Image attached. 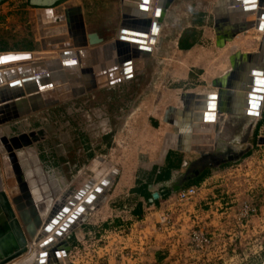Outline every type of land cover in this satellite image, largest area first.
Segmentation results:
<instances>
[{
  "label": "crops",
  "instance_id": "0c3cea01",
  "mask_svg": "<svg viewBox=\"0 0 264 264\" xmlns=\"http://www.w3.org/2000/svg\"><path fill=\"white\" fill-rule=\"evenodd\" d=\"M256 9L253 13L247 14L246 16L239 18V22H240L239 24L240 25L244 24L243 20H245V17L248 18L251 16L252 18L251 27L253 25L255 26V24L259 22V18H257L258 11ZM260 10H264V6L260 7L259 12ZM124 11L125 10H124L123 0H121L119 7H116V4L114 5V10L112 6L111 16L107 15L102 20H97L95 16L92 18V16H90L89 14L87 17L86 16L87 14L84 9L85 24H86V28H88L89 37L87 36L86 38L76 37L75 39L76 42H74V45L75 44L81 46L88 45L90 36L93 34L97 35V38L99 39V43L93 46L90 44L88 45L90 47H87L93 49V54L91 56H88V63L90 64L89 66H91L93 70L92 73L93 79L89 78V80H91L92 82H95L97 80L95 82L98 83L96 86H98L99 84L101 85L99 80L102 78L105 80L104 78L105 75L107 77L116 74L119 75L120 70L124 72L123 71L124 68L129 63V60L125 61L124 63L123 62L121 63L120 59L122 60L125 57L120 53L116 54L115 51V44H119L121 42L119 41L120 32L122 29L125 28L124 23L126 22L125 21L126 19H124L123 17ZM116 12L117 15L115 16ZM128 12L134 13L129 8L126 11V14H129ZM75 16L76 15L74 8L66 9L64 15L62 16H57L54 10L46 9L45 12L43 13L42 19L38 21L43 26L50 25L52 27L53 24L57 23V20L61 17L63 21H61L57 25H54L55 32H53L59 34L62 31H64L63 23L66 22L70 23V25L72 26L71 29L78 30V26L81 28V23L79 21L65 20V18L66 19L69 17L74 18ZM229 33L230 32L222 33L224 39H228ZM248 33H247L248 35L245 33L246 39H249L251 36H253V34H256L258 36L260 35V39L264 36V32L259 31L258 29H256V27L252 28L251 31ZM216 34L218 35L220 34L218 33V30ZM238 36L235 37V42H233L234 44H237L238 42L237 40L240 39L241 35L239 37ZM69 37L64 36V37L55 38L53 37V35H51V37L48 38V41L50 42L57 41L59 45V43L62 40H69L70 39ZM215 44H217V46L214 47L209 45L201 46L200 50L207 55L208 54L211 55V54H215V51L217 49L224 51L223 50L224 48L229 49V47L232 45V44L227 45L224 43L223 46H218V42L217 43L215 42ZM63 45L65 44H60L59 46L62 48ZM194 48L195 47H193L190 50L192 51ZM258 48L259 46H256L255 48L252 47L251 50L253 51H251V54L258 53L259 50ZM67 49H63V50H67ZM42 50H50V49H42ZM76 50L77 49L74 48V52ZM82 51L79 50L78 52L81 54ZM87 51L89 50L86 49L84 53L88 54ZM239 52H241V50H239ZM241 53L247 54V52H241ZM80 56L83 58V55ZM144 57L146 56L140 55L139 57L140 59L137 60V69H138L137 77H141L138 80V82L141 81L139 82L138 86L152 88L154 84L152 83V78L151 79L149 78L151 76H154L155 71L159 70L158 69L159 65L153 63V66H151V68L146 69L145 67L146 61H142ZM233 58L234 57H232V59ZM232 61L229 66L230 68H227L225 71L220 72L221 74L217 73L216 75L211 76L210 81L209 80L207 81V78H208V72H211L212 69L205 70L203 66L200 65L196 66L199 69H204V72L202 73L201 71L200 73L201 75H199V79L197 80L198 84H195L190 80L189 81L190 83L187 85L185 84L176 85L175 82L177 80L176 79L172 80V78H170L169 76V78L172 81H167V82L163 81L162 84L161 83L158 84L159 87L163 86L165 88V92H168L169 94L164 98L162 97L164 93L163 94L158 93V95L145 98L144 91H142L141 95H137L135 97L134 102H128L125 101V99L122 100V103L125 104V108L136 109L135 110L137 114L136 121H137V125L141 129L138 132L139 133L138 137L140 141L139 152L146 153L143 152L146 146L150 145L153 149V145H156V148L159 151V155L157 156V158L154 157V154H152V152H147V154H143V159H140L141 155L136 154L135 158L132 160L129 159V161L128 160L125 161L123 159L124 161L112 162L108 160V155L104 151L105 147L103 144H100L102 142L97 141L96 143H92L91 144L92 148L91 149L87 148L88 150L85 149L84 147L83 149L76 150V148H72L69 145L65 146V144H63V142H65L67 137L64 136L65 134L62 132H59V134H62L63 136L62 143L59 145L60 147H57V149L46 148L44 151L46 153H49L50 151L51 154H53V150H54L56 156L57 155L69 156L70 154V157H72V159H75L76 155L79 154V156L82 155L85 158L80 163H74L73 161L72 163L69 162L61 165L60 168L56 167L54 169L53 168L48 169L46 164L43 163V161H41V158H39V165H35L36 162H34L33 164V161L28 160L27 156L25 155L26 156L25 160L21 165L23 167L27 181L31 189L38 194V195L35 194L36 197L42 201L48 202V213L46 214V216L43 217V223L46 221L52 208L56 204L62 203L63 201L69 202L74 197L73 194H77L80 190H82L86 185H89L90 183H92V187H91L92 190L95 185L94 183L95 179L98 178L97 174H100L99 177H103L104 176L103 172L104 170L107 169V168L105 169L106 166L109 169H111L109 172L116 171V174L111 179L110 186L106 188V190L104 191V198L101 199L99 198V201L96 202L98 200L97 197L96 200L91 202L89 208L87 210H84L86 211L85 215L75 224V226L69 232L66 231L65 235H62L61 239L56 241L55 243L56 247L63 245L64 242L67 241L69 248L68 258L71 261L70 263L79 264L78 260L80 259L82 261L81 264H113V263L115 264L116 261L122 259L125 264H132L138 262L139 260H143V258H145V256L144 257L142 256V252H136L134 250L131 252L123 251L122 248L120 246L118 247V244L114 242L119 239L121 240V243L125 242L126 241L125 233L127 232V230L125 229H128L132 225V223L134 224L137 218L143 216L145 210L148 208L147 202H149L150 199L147 200L146 197L140 192L136 191V189L139 188L141 185H144L149 182L151 183L149 185V191L152 194L154 191L161 190L160 185L162 184V182L157 180L158 177L161 176L164 177L165 175H168L169 171L171 170V178L169 179V181H172L174 178V173L182 168L183 163L185 161H187L190 165L192 162L199 160V158L201 157V152L195 150L197 147L199 146L209 147L208 145L213 144V142L201 143L200 141V137L206 135L204 134L206 132H203V130L199 129L200 126L203 124L199 119V115H201V113L203 112L204 109L203 104L206 101L205 99L200 97H204V95L208 94V92L211 91H218L219 93L220 90H226L228 94L224 95L223 98V102L225 103L223 107H225V109H232V110L236 109L235 108L236 104H243L245 102V100L244 99L242 100L241 97H243L244 94L248 93V91L247 90L245 91L243 88L244 86H247L245 85V83L247 84L248 83L247 80L249 81L250 79L249 71L251 70V63L249 61L246 60L247 63L244 64L242 67H240L241 70H240V74L238 73L239 74L238 79L237 80L231 79L232 81L230 82H233V84L236 86L235 89L232 90L221 89L219 86L215 85L216 81L222 80L228 74H230V72H232L234 67ZM133 62L134 61L131 60L130 64L128 65L134 66V70H136L135 62L134 63ZM248 62L250 64H248ZM183 64L185 63H181L180 61V65ZM101 65H104L105 67ZM169 65L172 64L170 63ZM173 66H175V64H173ZM209 66H211V64H209ZM193 68L194 66H192L191 64L187 74L184 75L186 77L183 76L184 79L188 80L191 77V74L194 73ZM101 74L102 75L105 74V75L102 76ZM110 78H111V82L113 83V79H112L113 77ZM123 79L124 80L122 83H129L131 81L129 80L130 78L126 80L125 76H123ZM146 79L150 81L145 84ZM107 83L108 82H104L102 83V85L104 86ZM118 83L119 82L113 83L112 86ZM186 93L192 95V98L188 99L189 108H187V110L184 109L182 102V96L185 95ZM81 95L82 94L80 95L77 94V97ZM72 99H74V96L64 101H69ZM131 103L135 104L134 107L129 106V104ZM170 107H174L177 109L175 110L176 112L172 115V117L175 120L181 121V124L183 125V130L185 132L183 134L184 138L181 139L179 138L180 128L178 125H174L172 123L165 121L166 111ZM121 110L124 111L125 110L124 107ZM144 113H149L148 122H150V127L147 126L148 122L144 120L145 117ZM219 113L221 114V121H219L217 125L218 137L216 139L215 149L213 151L211 150L212 151L211 154L214 156L213 157L214 159H217L220 162H223L224 160L231 161L230 159L232 160L235 159V154H239L241 151L244 152L247 150V148L244 150V147L239 146L240 144L239 142H241L242 139L247 138L250 134H253L257 131H258V135H260L263 132L264 123L261 122L263 114L262 116H259L257 118H248L245 115L236 114L232 111L229 112L219 111ZM95 118L96 117L94 116V119ZM124 125L125 126L129 125L128 118L126 119ZM87 130L89 131L93 130L92 125L89 126ZM82 132L85 133L84 130H82ZM211 132H213V130ZM95 133L96 132H94V135ZM146 133L148 134L152 133L153 138L151 139L150 142H148L149 138L147 136H144ZM89 135L91 134L89 133ZM89 137L93 138L92 135ZM179 140H181V142H179ZM178 143L179 144L181 143L182 147L189 148V150L184 152L179 151L177 147ZM125 144H127L126 139H125ZM165 149H166V153L164 155V158L162 159L160 155ZM137 153H138V149H137ZM230 154H232V156L229 158ZM98 157H102L103 161H101V164L96 165L94 161ZM230 163L231 162L227 164L222 163L219 167L216 168H207L203 173H205L206 171L207 172L209 171V173L208 176L204 179V181H209V180L214 181L219 186V184L220 185L223 184V182L226 181V179H231V176L229 177L228 175L229 174L227 171L228 169L225 168V165H229ZM112 167L115 170H112ZM157 168L158 170L156 171L155 169ZM66 171H68V173H66ZM69 171L71 173L70 175H69ZM106 172L108 171H105V173ZM169 181L163 183H167ZM19 195H21V191L14 192L12 194L9 193L8 197L12 201L14 198L19 197ZM41 231H39V234H41ZM78 250L80 251L79 253ZM60 260H62V256L60 257ZM147 260H148L147 261L148 264H171L168 252L160 249L151 252Z\"/></svg>",
  "mask_w": 264,
  "mask_h": 264
},
{
  "label": "rangeland",
  "instance_id": "374dc122",
  "mask_svg": "<svg viewBox=\"0 0 264 264\" xmlns=\"http://www.w3.org/2000/svg\"><path fill=\"white\" fill-rule=\"evenodd\" d=\"M49 1L50 0H0V55H33L36 61H43L57 58L58 54L62 51L74 52V48H76L77 50L75 52L79 55V50L85 51L88 49V54L84 53L83 58L80 56L81 54L79 56L83 61V75L85 76V82L91 85V89L88 88L90 91L86 93L81 92L80 94L82 95L79 97L76 96L73 102L67 104H50L46 109L33 111L30 114H26L22 117H13L3 123H0V190H5V192L8 191L10 194L19 192L21 190L17 176H15L13 171V162L10 157L11 151L9 148L13 147L12 150L15 152V155L17 154L16 157L17 159L19 158L18 161H20L21 164L24 162L26 156L28 160L33 161V164L36 162L35 165H39V158H41V161L46 164L48 169H54L56 167L60 168L61 165L69 162L72 163L73 161L74 163H80L85 159L84 156H79V154L76 155V158L74 157L75 159H72L70 154L69 156H56L54 150L53 154H51L50 151L49 153L44 151L46 148L57 149V147H60L59 145L62 143L63 136L62 134H59V132L64 133V136L67 137L63 144H65V146L69 145L72 148H76V150L83 149V147L85 149H91L92 143H96L97 141L102 142L100 144L104 145V151L108 155V160L112 162H120L124 160L129 161V159H134L136 154L141 155L140 159H143V154H147V152H152L154 157L157 158L159 151L157 150L156 145H153V149L150 145L146 146L143 151L146 153L139 152L140 141L138 132L141 129L137 125V114L135 112L136 109L125 108V104L122 103V100L125 99V101L134 102L135 97L137 95H141L142 91H144L145 98L158 95V93H164L162 96L164 98L169 94L168 92H165V88L163 86L159 87L158 84H162L163 81H172L173 79L177 80L175 82L176 85H187L190 83V80L193 83L198 84L197 80L199 79V75H201V71L202 73L204 72V69H212L211 72H208L207 81H210L211 76H214L217 73L219 74L220 72L225 71L227 68H230L229 66L231 64L232 57H235L234 54L238 53L239 50H241V52L251 53V51H253L251 50L252 47L255 48L256 46L260 45V35L258 36L253 34V36H251L249 39L245 38V35L251 31V28L242 32V34L237 33V36L241 35L240 39L237 40V44L233 43L235 42V38L233 41H229V38L224 39L222 33L224 31L231 32L233 24L229 26L231 21H228V19L226 20L228 16L225 17V14L228 13L222 11V6H224L222 2L223 0H173L171 2V6L166 11L161 33L162 42L158 45V47L150 45L147 46L143 44L146 48L151 50L149 52H143V54H140L139 52L132 49V59L136 65V70L134 72V75L136 74L135 77L131 79L129 83H120L114 85V87L111 86L108 89L100 90L96 88V84L94 85L95 82L89 80V78H92L93 73V70L88 63V56L93 54V49L87 48L90 47L88 46L91 44L90 40L88 45L85 47H76L74 42H76V37H89L88 28H86L85 24V12L87 17L89 14L92 16V18L95 16L97 20H102L107 15H112V6L113 10L115 4L116 7H119L121 0H56L53 5L47 6ZM68 8H74L76 16L74 18H65V20L79 21L81 23V28L78 26V30L71 29L72 26L70 23L65 21L67 24L63 23L64 31L59 34L53 33L55 32L54 25H57L63 21L61 17V20L59 18L57 23H54L52 27L50 25L43 26L38 21L42 19L43 13L46 9L54 10L57 16H62ZM117 12L115 16L117 15ZM220 20L221 22L222 20L224 22L221 23ZM217 30L221 35L216 34ZM51 35H53L55 38L64 36L71 37H69V40H62L59 43V45L65 44L66 46L65 48H61L57 41H48V38L51 37ZM181 37L183 39L186 38L190 42H195V45L193 46L195 48L192 51L182 50L179 47V41ZM215 42H218V46H223L224 43L227 45H232L229 47V49L224 48V51L217 49L215 54L211 55H207L200 50L201 46H217ZM116 49L117 48L115 44V51ZM117 54L119 53L117 52ZM140 55L146 56L142 59V61H146V69L151 68L153 63L159 65V70L155 71L154 76L149 78H152V83L154 84L152 88L138 86L139 82H141H138L139 78L141 77H137V60L140 59ZM36 56L37 58H35ZM180 61L181 63L185 64L180 65ZM170 63L172 65H169ZM246 63L244 62V64ZM173 64H175V66H173ZM191 64L194 66V73L191 74V77L188 80L184 79L183 76L187 74ZM209 64H211V66H209ZM199 65L203 66L204 69H199L196 67ZM242 66V64L239 65V67ZM239 74L235 75V80L238 79ZM169 76L172 78V80L169 78ZM149 81L146 79L145 84ZM208 93L216 96L219 95L218 91H211ZM247 94L248 93L241 97L242 100H245V102L249 99ZM216 103H218V101H216ZM134 105V103L129 104L130 107H134ZM123 107L125 109L124 111L121 110ZM262 110L263 108L261 109L260 116L263 114ZM148 114L149 113H144V120L147 122L149 121ZM213 114L214 116L211 122L213 124V127L211 128L213 132H209V134L212 135L213 144L208 145V148H211L212 151L215 149L216 139L218 137L217 125L218 122L221 121V114L219 113V110L216 109ZM94 116L97 118H103L106 116L105 121H103V127L105 131H109V134L107 133L106 136L101 134L100 131L103 127H97ZM246 117L257 118L259 116L248 115ZM127 118L129 125L125 126L124 124ZM1 120L2 118L0 121ZM261 122L264 123V119H261ZM91 125L93 130H87V128ZM147 126L150 127V122L147 123ZM94 127L98 128L97 131H94ZM82 130H84L85 133H83ZM94 132H96L95 135ZM89 133L93 136V138L89 137L91 136ZM146 134L144 136H147L149 138L148 142H150L153 138L152 133ZM22 135H29L31 137V143L28 145L22 144V148L16 149L12 140ZM257 135L258 131L250 134L247 138L242 139L241 142H239V146L244 147V150L246 148H250V151H248V153L250 152V155L247 156L245 154L239 161L231 162L229 165H225V168L228 169L234 165L236 166L238 164H242L246 162L247 159L248 164L250 162L249 160L251 159V169H249V172L251 174V181L253 182L252 184L255 187L254 195H257L258 197L257 202L260 206V213L262 215H260L259 218L256 217L255 222L260 225L259 222L263 220L262 217L264 216V145L258 144L259 135ZM125 139L127 144H125ZM249 145L250 147H248ZM208 148L205 152L211 151L208 150ZM165 153L166 149L162 152L163 155H160L162 159L164 158ZM101 161H103V158L98 157L94 163L99 165L101 164ZM188 168V166H182L180 170L174 173L173 180L167 183H162L160 185V189L165 190L167 188H176L179 186L180 179L184 176ZM105 169L106 170H104V172L102 170L104 176L107 174L105 171L109 172L111 170L107 166ZM66 173H68V171H66ZM70 174L71 173L69 171V175ZM97 175V179L104 178V176L99 177L100 174ZM114 175L115 174L112 173L108 174L109 178L107 177V180H111ZM109 182L111 183V181ZM226 189L233 191L235 190V187L228 186ZM238 190L240 191L241 195H248L242 188H238ZM246 195L245 197H247ZM28 242L30 250L34 247V245L30 243V240H28ZM114 242H116L119 247L121 240L119 239ZM242 251L243 249H241V252ZM78 262L81 264L82 261L79 259ZM243 264H246V262L243 261Z\"/></svg>",
  "mask_w": 264,
  "mask_h": 264
},
{
  "label": "water",
  "instance_id": "95a60500",
  "mask_svg": "<svg viewBox=\"0 0 264 264\" xmlns=\"http://www.w3.org/2000/svg\"><path fill=\"white\" fill-rule=\"evenodd\" d=\"M123 1L125 10L123 17L124 19L128 20H125V28L120 32L119 41L121 42L118 44V46L123 47L129 43H132L133 49L140 54H143V52H149L150 50H148L143 45V43H146L144 38H147L151 35V41H155V38L160 30L159 18L162 14L163 6L161 5V2L163 0H159V3H157V6L153 11V16H149V6H145L147 5V3H149V0H130V2L128 3L126 0ZM131 1H134L135 3L133 4ZM171 1L173 0H169V3H171ZM258 1L259 0H230L232 7L236 6L235 8H232V13H243L246 15L251 14L255 11L256 3ZM55 2L56 0H50L47 3V6L53 5ZM129 3H132L131 7H134L133 10H131L134 12L133 15L126 14ZM259 5L261 7L264 6V0H261V3ZM141 15L149 18L147 22H143L144 24L142 25L138 24L140 25L138 26L135 19H137V17ZM263 19L264 10H260V21L257 24V28L263 30L264 32V21H262ZM243 21H245L243 22L244 24H241L238 29L232 30V33L230 34L231 36L251 26V16L245 18V20ZM90 43L92 46L99 43L97 35L93 34L90 37ZM79 46L81 45L76 44V47ZM63 47H65V45H63ZM81 55H84V51L81 52ZM60 57L61 59H63V65L69 70L78 69V59H69L72 57H76L75 52L61 54ZM249 57L251 58V56ZM250 58L249 61L252 64L251 70L249 72L251 76L249 81H247L248 83H245V85L247 86H244V88L241 87L244 90L248 91L247 95L249 99L246 100V102H242L243 104H236V109H225V107H223L225 105V103L223 102V98L224 95L228 94L226 90H220L218 96L208 93L204 95V97H200L206 100L203 104V112L201 113V115H199V119L203 123L199 129L203 130V132H206L204 133L206 135L200 137L201 143L213 142L212 135H210L209 132L212 131L211 128L213 127V124L211 122L214 116L213 113L217 108L220 112L232 111L236 114L241 115L260 116L261 109L264 103V36L261 42L259 54H254L252 56V59ZM236 60L237 58L234 57L233 61L236 62ZM80 62L82 61L80 60ZM130 62L131 60H129V63ZM240 70L241 68L236 63H234L232 72H230V74H228L222 80L216 81L215 85L219 86L221 89H235L236 86L230 81H232V77L237 75ZM4 74L6 76V80H15L10 82V84L4 85L2 88H0V116L5 111L7 112V114L18 111L19 107L17 106V102L25 101L27 94L30 95L29 97H33V94L37 95L38 88L44 89L49 88L53 85H59V87L57 88V92L60 95V100H67L68 98L72 97V95L70 94L61 95V93H64L68 90L69 85L65 84L63 87H60L62 80L58 78L59 75L53 73L52 70L47 69L43 65L33 67L21 66L15 68L14 70H7L4 72ZM125 74H127V72ZM5 97L7 99L13 98L14 101L3 103L6 102ZM189 98H192V95L188 93L182 96V102L185 110L189 108ZM216 101H218V105ZM175 110L177 109L174 107L168 108L165 115V121L179 126V138L181 139L184 138L183 134L185 132L183 130L181 121L175 120L172 117V115L176 112ZM1 118L3 120L7 118V116H2L0 117V119ZM16 140V138L13 139V143ZM179 142H181V140H179ZM30 143L31 141H26L24 145H28ZM258 144L264 145V137H258ZM181 145V143L177 144L179 151L184 152L189 150V148L182 147ZM14 147L16 149H20L23 147V145L21 143L17 144L16 142V144L14 143ZM207 148L208 147L205 146H199L195 149L201 152V157L199 158V160L194 161L189 165V168L185 172L184 176L180 179V187L185 185L189 181L198 178L207 168H216L219 167L222 163L227 164L229 162L239 161L249 151V148H247L246 151H241L239 154H235V159H230L231 161L224 160L223 162H220L217 159L213 158L214 156L211 154L212 151L205 152ZM9 150L11 151L10 157L13 162V169L20 184L21 195L11 201L7 193L3 190H0V264H12L14 260L27 253L29 249L28 236L29 238H31V240L35 238L36 231L38 229L42 230V238L49 236L52 230H55V233L52 234L53 236L43 241L40 244L39 250H35L30 258L21 261L19 264H46L47 260L51 259V261L60 264V254L64 253L65 255H67V253L69 252V248L67 241L59 247L53 245L55 242V238L61 239L62 235H64L65 232L74 225L76 219L81 216L83 211L89 208L90 203L96 200L97 197H101L102 188L104 189L105 185H100V187L92 190V183L86 185L77 194H73L74 197L69 202L63 201L62 203L56 204L52 208L46 221L43 223V217L48 213V202L42 201L36 197L35 194L37 193L31 189L24 170L21 168L20 163L15 155V152L12 150V148H9ZM208 150L212 149L208 148ZM231 156L232 154H230L229 158ZM170 191V188H167L166 190L161 192L154 191L152 194V200H158L161 196L169 194ZM98 201L99 199L96 202Z\"/></svg>",
  "mask_w": 264,
  "mask_h": 264
},
{
  "label": "built area",
  "instance_id": "2783aa9c",
  "mask_svg": "<svg viewBox=\"0 0 264 264\" xmlns=\"http://www.w3.org/2000/svg\"><path fill=\"white\" fill-rule=\"evenodd\" d=\"M105 119L96 117L97 127H103ZM100 132L109 134L104 127ZM259 137H264V130ZM247 161L229 167L231 179L219 186L209 180L170 188L169 194L158 200L151 197L143 216L125 229L126 241L120 245L123 251L145 256L132 264H148L150 253L159 249L168 252L171 264L264 263V216L258 225L255 219L261 215L260 206L249 172L251 159ZM187 166L185 161L183 167ZM228 186L235 190L226 189ZM238 188L245 190L247 197ZM115 264L125 263L120 259Z\"/></svg>",
  "mask_w": 264,
  "mask_h": 264
},
{
  "label": "bare ground",
  "instance_id": "6f19581e",
  "mask_svg": "<svg viewBox=\"0 0 264 264\" xmlns=\"http://www.w3.org/2000/svg\"><path fill=\"white\" fill-rule=\"evenodd\" d=\"M127 1V3L128 2H130V0H126ZM133 4L135 3L134 1H131ZM172 2V1H171ZM223 2V5L224 6H222V11L223 12H226V13H228V14H225V17L226 16H228L227 18H226V20L228 19V21H231L230 23H229V26L231 25V24H233V27H232V30L233 29H238V27L240 26V22H239V18H241V17H244V16H246V14H243V13H240V14H238V13H232V8H235L236 6H233L232 7V5H231V3H230V0H223L222 1ZM132 3H129V9L130 10H133V8H131V4ZM157 3H159V0H149V3H147V5H145V6H149V13H150V15L149 16H153V11H154V9L156 8V6H157ZM261 3V0H259L257 3H256V10L258 11L257 12V17L259 18V9H260V4ZM171 4L172 3H169V0H163L162 2H161V5L163 6L162 7V14H161V16H160V18H159V24H160V30H159V33H158V35L156 36V38H155V41H151V38H152V36L150 35V36H148L147 38H144V40L146 41V43H143V44H145V45H147V46H157L158 47V45L162 42L161 41V33H162V28H163V21H164V19H165V15H166V11H167V9H169V7L171 6ZM221 6V5H220ZM219 6V7H220ZM227 7H229V8H227ZM216 9H217V7H216ZM129 13V12H128ZM148 13V14H149ZM129 14H131V15H133V13H129ZM223 14V13H222ZM224 15V14H223ZM232 15V16H231ZM254 15V14H253ZM256 15V14H255ZM216 16H217V13H216ZM253 17V16H252ZM148 18L149 17H145V16H143V15H141V16H139V17H137V19H135V21L137 22V25L138 24H140V25H142V24H144L143 22H147V20H148ZM246 18V17H245ZM252 19V18H251ZM128 20V19H127ZM126 20V21H127ZM216 20H217V18H216ZM260 21V20H259ZM262 21H264V19L262 20ZM220 22H221V20H220ZM224 21L222 20V22L221 23H223ZM245 22V21H244ZM258 22V21H257ZM257 24L258 23H256L255 24V26L253 25L252 27L250 26L249 28H254V27H256V29H258L257 28ZM140 25H138V26H140ZM249 28H246V29H244L243 31H239V32H237L238 34L239 33H241L242 34V32H244L245 30H247V29H249ZM232 30H231V32L228 34L229 35V41H233V39L237 36V33L235 34L236 36H231L230 34L232 33ZM259 31H262L263 32V30H261V29H258ZM225 32V31H224ZM226 33V32H225ZM262 40H263V37L260 39V45H259V50H258V53H254V54H259V52H260V47H261V42H262ZM122 44V43H121ZM116 54H117V52L118 53H120V54H122L125 58L124 59H120V61H121V63L123 62H125V61H127V60H133L132 59V53H133V47H132V43L130 44H127L126 46H123V47H119L118 46V44H116ZM148 50H150L149 48H147ZM132 50V51H131ZM151 51V50H150ZM69 52H73V51H62V52H60L59 54H58V57L57 58H54V59H47V60H43V61H36L35 59H34V57H33V55L31 56V55H22V54H8V55H0V88H2L4 85H7V84H10V82H12V81H14V80H12V81H9V80H6V76H5V74H4V72L5 71H7V70H14L15 68H18V67H21V66H31V67H33V66H40V65H43L44 67H46L47 69H49V70H52L53 71V73H56L57 75H59V79H61L62 80V83L60 84V87H63L65 84H68L69 86H68V90L66 91V92H64V93H61V95H65V94H70V95H72V96H74V99H72V100H69V101H64V100H60L59 99V94H58V92H57V88L59 87V85H57V86H51V87H49V88H44V89H40V88H38L37 90H38V94L36 95V94H33V97H29L30 95H28L27 94V96H26V100L25 101H19V102H17V106L19 107L18 108V111H16V112H11L10 114H7V112L5 111L0 117H2V116H7V118H5V119H3V120H1L0 121V123H3V122H5V121H7V120H9L10 118H13V117H22V116H25L26 114H30L31 112H33V111H40V110H43V109H46V108H48L49 106L48 105H50V104H67V103H70V102H73V100H75V98H76V96H77V94H80L81 92L82 93H86V92H89L90 90H88V86H89V89H91V85H89L87 82H85V76L83 75V63L82 62H80V56L76 53V57H72V58H69L70 60H75V58L76 59H78V62H79V67H78V69H75V70H69L67 67H65L64 65H63V59H61V57H60V55L61 54H66V53H69ZM121 52H123V53H121ZM12 53H14V52H12ZM254 54H251V53H247V54H242L241 52H238V53H236V54H234L235 55V57L237 58V60H236V62L235 61H232V63L234 64V63H236L238 66L239 65H244V62L246 63L247 61H249V56H251V58L250 59H252V56L254 55ZM122 57V56H121ZM35 58H37V56L35 57ZM94 58V57H93ZM43 59V58H42ZM233 60V59H232ZM247 60V61H246ZM35 61V62H34ZM82 61V60H81ZM94 61V60H93ZM118 62V61H117ZM250 62V61H249ZM248 62V64H250ZM96 63V62H95ZM99 64V63H98ZM130 64V63H129ZM252 64V63H251ZM105 65V64H104ZM104 65H101V66H104ZM111 66V65H110ZM105 67V66H104ZM247 67H249V66H247ZM247 69V68H246ZM250 70V69H249ZM124 72H122L121 70L119 71V75L118 74H116V75H112V76H106L105 74H103V75H105V80L102 78V79H100L99 81H100V83H101V85L99 84L98 86H96L98 83H94V85L96 86V88H100V89H104V88H106V89H108V88H110L111 86H112V84L113 83H117V82H119V83H122L123 82V76H125V79L127 80L128 78H130L129 80H131V79H133L134 77H135V75L133 74L134 72H135V70H134V66H130V65H128L127 64V66L124 68V70H123ZM247 71V70H246ZM96 72H98V71H96ZM127 72V74H125ZM38 73H41V72H38ZM108 74V73H107ZM102 75V74H101ZM102 75V76H103ZM251 75V74H250ZM249 75V76H250ZM93 76V75H92ZM264 76V75H263ZM96 77V76H95ZM110 77H113L112 79H113V83L111 82V78ZM98 78V77H97ZM20 79V78H19ZM232 79H235V76H233L232 77ZM21 80V79H20ZM97 81V80H96ZM95 81V82H96ZM98 81V82H99ZM248 81V80H247ZM104 82H108L106 85H102V83H104ZM118 83V84H119ZM232 83V82H231ZM106 86V87H105ZM113 87H114V85H113ZM23 88H24V86H23ZM95 88V87H94ZM25 89V88H24ZM97 90V89H96ZM25 91H26V89H25ZM246 91V90H245ZM14 94V93H13ZM2 95V94H1ZM1 100H2V98H1ZM5 101L6 102H3V103H9V102H11V101H14V99L13 98H11V99H7L6 97H5ZM264 101V100H263ZM15 104H16V102H15ZM262 108L264 109V103H263V106H262ZM219 110V109H218ZM262 112H263V110H262ZM19 113H21V114H19ZM23 113V114H22ZM245 116H248V115H245ZM1 126V125H0ZM106 130H108V129H106ZM24 134V133H23ZM19 136V135H18ZM36 136V135H35ZM5 138V137H4ZM31 137L29 136V135H22V136H20V137H17L16 139V141L14 142L15 144H16V142H17V144H24L26 141H30L31 139H30ZM7 141V140H6ZM3 142V141H2ZM10 142V141H9ZM9 146V145H8ZM7 146V147H8ZM13 148V147H12ZM17 155V154H16ZM163 155V154H162ZM19 159V158H18ZM19 163H20V161H19ZM31 163V162H30ZM20 166H21V168L23 169V167H22V165H21V163H20ZM113 170V169H112ZM156 171L158 170V168L157 169H155ZM14 171V170H13ZM15 173V172H14ZM116 174V172H107V174H106V176H104V178H100V179H95V185H94V183H93V185H94V187H93V189H96L97 187H100V185H105V188L103 189L102 187V193H101V197H100V199L101 198H104V191L106 190V188H108L109 186H110V182L109 181H111V180H107V177H108V174ZM15 176H16V174H15ZM109 178V177H108ZM37 180V179H36ZM106 185H108V186H106ZM37 187V186H36ZM6 190H7V188H6ZM3 191H5V190H3ZM6 193L9 195V193H8V191H6ZM20 196V195H19ZM99 199V198H98ZM11 200V199H10ZM52 205V204H51ZM93 205H94V203H93ZM85 212L86 211H84L82 214H81V216H79L78 217V219L75 221V223H74V225L70 228V229H68L67 231L69 232L74 226H75V224L85 215ZM39 231H41V229H38L37 231H36V236H35V238H33L32 240H31V238H29V236H28V240H30V243H32L33 245H34V247L33 248H31L30 250L28 249V251H27V253H25L23 256H21L20 258H18V259H16V260H14L13 262H12V264H19L21 261H23V260H25V259H28V258H30L31 256H32V254L35 252V250H39V247H40V244L43 242V241H45V240H47L49 237H51V236H53L52 234H54L55 233V230H52V232L50 233V235L49 236H46V237H41V234H39ZM67 232V233H68ZM41 233H42V231H41ZM65 235V234H64ZM38 237V238H37ZM37 238V239H36ZM34 240H35V242H34ZM36 240H37V242H36ZM57 240H59V239H57V238H55V242H54V244L53 245H55V243H56V241ZM29 243V242H28ZM29 247V246H28ZM68 253H67V255H65L64 253H61L60 254V257L62 256V260H60V264H68V263H70L71 261H70V259L68 258ZM67 257V258H66ZM52 260V259H51ZM51 260H47V262H46V264H58V263H56V262H54V261H51Z\"/></svg>",
  "mask_w": 264,
  "mask_h": 264
},
{
  "label": "trees",
  "instance_id": "16d2710c",
  "mask_svg": "<svg viewBox=\"0 0 264 264\" xmlns=\"http://www.w3.org/2000/svg\"><path fill=\"white\" fill-rule=\"evenodd\" d=\"M194 45H195V42H190L186 38H184V39L182 37L180 38L179 47L182 50H190ZM263 114H264V112H263ZM262 119H264V118H262ZM246 155L247 156L250 155V152L248 154H246ZM208 173H209V171L208 172L206 171L205 173H203L198 178H195V179L189 181L188 183H186L183 187H188V186L200 184L208 176ZM170 178H171V170L169 171L168 175H165L164 177L163 176L158 177L157 180H159L160 182L163 183V182L169 181ZM150 184L151 183L148 182V183H146L144 185H141L139 188L136 189V191H138L141 194H143L146 197L147 200L152 197V193L149 191V185ZM183 187H176V189H180V188H183Z\"/></svg>",
  "mask_w": 264,
  "mask_h": 264
}]
</instances>
